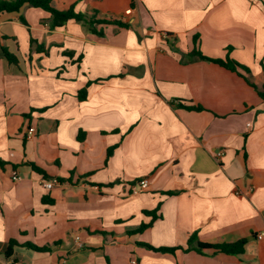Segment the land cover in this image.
Returning a JSON list of instances; mask_svg holds the SVG:
<instances>
[{
    "label": "crops",
    "instance_id": "crops-1",
    "mask_svg": "<svg viewBox=\"0 0 264 264\" xmlns=\"http://www.w3.org/2000/svg\"><path fill=\"white\" fill-rule=\"evenodd\" d=\"M75 3L0 14V264H264V0Z\"/></svg>",
    "mask_w": 264,
    "mask_h": 264
},
{
    "label": "trees",
    "instance_id": "trees-1",
    "mask_svg": "<svg viewBox=\"0 0 264 264\" xmlns=\"http://www.w3.org/2000/svg\"><path fill=\"white\" fill-rule=\"evenodd\" d=\"M54 1L55 0H0V14L1 13L19 12L26 5L31 6V7H35V8H41V9H43V10H45L51 14V27L52 28L62 27L70 20L83 21L84 23H86L88 25L89 30L92 33L98 34V35H102V33L98 32L96 30V25L101 24V23H105V24L109 23V21L90 18L85 13L77 12L76 11V4L77 3L73 4L68 9H58V8H55L53 6ZM79 1L80 0H77V2H79ZM23 21L25 22V19H23ZM117 24L122 26V27H125V28L129 27V25L123 24L122 22H118ZM3 39L4 38L0 36V46L4 52L5 57L12 64H16V65L19 64V60H18L17 56L15 54L11 53L3 45V43H2ZM41 49H43L42 45H38L37 50L41 51ZM189 56L194 60L200 59V60H209V61L215 62V63L225 67L226 69H228L230 71L236 72V73L240 74L247 81L248 84H250L251 86H253L254 88L257 89V87L254 85V83L250 80V77H249V76H251V70L249 68L239 64L238 62H236L235 60H233L229 57L224 59V60L223 59H210L208 57H205L199 51V49L197 47L194 48V50L189 54ZM86 93H87V90L81 91L80 92V99H84L86 97ZM259 93H260V95L264 96V90L263 91L259 90ZM33 167L38 172H43L40 168H38L36 166H33ZM158 208L154 211H151V212H149V211L145 212L147 216L151 217V221L148 223H143L136 231H133L134 234L142 233L146 229L153 226L155 220L157 219L156 212L158 211ZM194 244H197L196 248L199 251L204 250V249H214V250L221 251V252L228 253V254H241L244 252L245 246L247 244V240H241V241H238V242L232 243V244L210 245V244H206V243H202V242L198 241L197 237L194 235L189 240V247H188V249H186V251L191 250V248L193 247ZM16 246H18V243L15 240H12L10 242V246H9V248L5 254L7 258L12 257V255L14 254V248ZM27 246L33 250H36V251H42V252L48 251V248H40L37 246H33L31 244L27 245ZM146 246L151 250H154L156 252H162V253H174L177 249H179V248H167V247L155 248V247L150 246V245H146Z\"/></svg>",
    "mask_w": 264,
    "mask_h": 264
},
{
    "label": "built area",
    "instance_id": "built-area-1",
    "mask_svg": "<svg viewBox=\"0 0 264 264\" xmlns=\"http://www.w3.org/2000/svg\"><path fill=\"white\" fill-rule=\"evenodd\" d=\"M35 132H36V128L35 127H30L29 128V133H30V135H33V134H35ZM223 155V153H218V156H222ZM13 179L14 180H16V179H18V177H17V175H14L13 176ZM56 184H58V180L57 179H52V180H46L45 182H44V186L46 187V188H48V189H52ZM139 186H140V189L141 190H144V189H146L147 187H148V180H146V179H142L140 182H139ZM138 191L137 190H135V193H137ZM239 194V193H238ZM258 238L259 239H263L264 238V233L263 234H260V235H258ZM79 237H76V243H77V245L79 246V247H81L82 246V243L79 241ZM13 264H19V263H13ZM134 264H137V263H134Z\"/></svg>",
    "mask_w": 264,
    "mask_h": 264
}]
</instances>
